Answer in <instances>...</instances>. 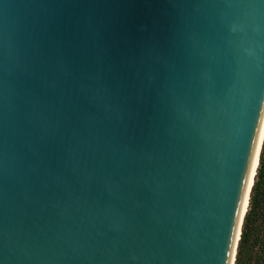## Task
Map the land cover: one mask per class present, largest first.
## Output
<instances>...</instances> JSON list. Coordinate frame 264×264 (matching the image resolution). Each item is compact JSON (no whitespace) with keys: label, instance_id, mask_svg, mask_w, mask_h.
<instances>
[{"label":"water","instance_id":"1","mask_svg":"<svg viewBox=\"0 0 264 264\" xmlns=\"http://www.w3.org/2000/svg\"><path fill=\"white\" fill-rule=\"evenodd\" d=\"M263 143L264 0H0V264H235Z\"/></svg>","mask_w":264,"mask_h":264},{"label":"trees","instance_id":"2","mask_svg":"<svg viewBox=\"0 0 264 264\" xmlns=\"http://www.w3.org/2000/svg\"><path fill=\"white\" fill-rule=\"evenodd\" d=\"M235 264H264V143Z\"/></svg>","mask_w":264,"mask_h":264},{"label":"bare ground","instance_id":"3","mask_svg":"<svg viewBox=\"0 0 264 264\" xmlns=\"http://www.w3.org/2000/svg\"><path fill=\"white\" fill-rule=\"evenodd\" d=\"M262 148V147H261ZM258 163H259V160H258ZM257 167H258V164H257ZM257 170V169H256ZM255 175H256V173H255ZM248 206H249V203H248ZM248 208V207H247Z\"/></svg>","mask_w":264,"mask_h":264}]
</instances>
